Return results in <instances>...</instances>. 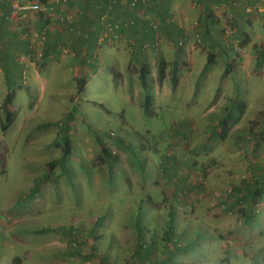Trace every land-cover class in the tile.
<instances>
[{
    "label": "rangeland",
    "instance_id": "374dc122",
    "mask_svg": "<svg viewBox=\"0 0 264 264\" xmlns=\"http://www.w3.org/2000/svg\"><path fill=\"white\" fill-rule=\"evenodd\" d=\"M50 15L14 20L27 38L32 21L46 20L32 27L40 34L30 56L17 57L22 69L0 61V264H264V194L253 201L249 193L264 182V42L249 53L261 64L240 74L247 106L230 110L238 80H208L201 62L172 91L159 29L157 46L144 51L116 37L102 46L119 51L123 78L110 59L96 68L93 54L48 48L65 25ZM240 42L237 56L245 55ZM200 43L197 60L209 55ZM184 44L172 41L171 52ZM144 65L148 111L136 75ZM9 89L17 118L2 132ZM64 135L71 153L63 162Z\"/></svg>",
    "mask_w": 264,
    "mask_h": 264
},
{
    "label": "crops",
    "instance_id": "0c3cea01",
    "mask_svg": "<svg viewBox=\"0 0 264 264\" xmlns=\"http://www.w3.org/2000/svg\"><path fill=\"white\" fill-rule=\"evenodd\" d=\"M101 1L103 0H70L67 3L68 7H64L66 4L56 5L55 10L57 11L51 14V19L49 20H56L62 23L60 20L61 18L71 17L73 19V23L71 24L73 30L69 29V31L78 29V34H80V31H88L91 33V36L86 38L84 35V37H82L81 35L75 34V32L72 34L68 33L67 35L65 30L69 28L70 25H68V22H63L62 24L67 26L62 25V29L57 28L58 30L55 31L56 35L52 37L53 42L52 40L49 42L48 48L53 49L54 47L58 48L68 45L70 47L73 46L80 56L87 55L88 58H90V54H93V58L98 56L99 58H94L96 59V63L92 60L88 62L89 65L94 62V67L96 68L100 64H105L104 58L110 59L107 65L111 66L114 75L123 77L128 72L129 68L128 65L123 66L120 64L122 60L118 57L119 51L115 49L114 45L112 47H108L107 45L106 48L110 50V53L112 52V55L108 56L109 50L102 46H104V44H110V42H99L100 38H102V28L99 22L100 9L94 8L93 4H99ZM193 1L194 0H148V5L146 7L139 6L135 9L125 6H121L120 9L118 6L114 9L112 17L120 21H133L136 24L121 28L119 31L115 32V37L122 39V41H131L133 45L137 43L136 50L140 48L144 51L148 49L149 46L154 47L158 37L155 36V32L151 29L149 21L152 17H157L160 20L158 29L161 38L158 42L162 43L163 47L166 49H169L170 56L166 58V70L168 71L171 66L173 67V69L170 70V81L173 71L176 70V77L178 78V85L176 88H179L182 84L181 78H192L194 69L198 68L197 62H201L202 66L198 70H201L200 75L205 76L206 74V79L208 80L215 79L218 76L216 75L217 73L219 75L228 73L227 77L234 79V81L238 80L239 86H237V92L239 93V97L234 100L231 99L230 110L234 109H231L232 106L236 107L237 105H239L238 110H240L241 105L247 106L246 101L244 102L241 98L242 95H246V93L244 91L241 92L239 88L242 86L241 78L244 77V79H247L250 77L253 74L252 64L255 63L257 66L260 62L258 58L254 59V56L251 57L249 53L257 42H264V0H198L197 3ZM9 11V0L0 4V61H2L1 64L5 65L4 68L6 71L11 70L12 66H15L16 69H22L20 62L18 63L17 57L19 56V60L21 57H24L21 55V52L30 56L34 47H37V38L34 40V36L36 34L39 36L40 31H38V33L37 31L33 32L35 28L33 29L32 27H37L38 29L45 25L44 22H46V20L37 22L32 21L30 23L31 32L28 33L31 36L27 38V36H24L26 32L23 31L22 26L17 27L13 24L14 20L7 18ZM53 16L54 19L52 18ZM96 17L98 20H96ZM227 29L231 30V36L226 34ZM89 38L91 40H89ZM186 39L188 40L187 42ZM172 41H177L178 44L180 42L185 43L183 46L184 50L180 47L182 51L178 50L171 52ZM196 41L201 42L199 45L203 47V50L209 51V55H206V59L204 56H199L198 60L196 59V52L198 53V50H200L197 46L196 48L194 47V42ZM240 41H242V43ZM237 42L241 43L240 47L243 48L242 52H244L245 55L237 56L234 53L233 47L237 46ZM147 52H142L140 54H145ZM10 54L14 56L9 57ZM232 61L234 66L230 65L231 67L228 68L227 64L232 63ZM155 62L156 59L152 61V65H154ZM29 64L33 65V63ZM80 69L81 67H79V69L77 68V70ZM0 70L2 71L1 66ZM186 70H189L188 74ZM118 72L122 73V76H120ZM25 73H27V69ZM138 74L137 72L136 75ZM240 74L244 76L242 75L241 77ZM7 75L9 76L10 72H8ZM197 77L198 76H196V79ZM8 80L7 89L13 86L14 83L13 79L11 80L10 77H8ZM176 88H172V91L175 92ZM205 91L210 92L209 89ZM7 93L8 91L5 92V95H7ZM171 93H164V98ZM233 95L237 96L236 92ZM239 98L241 100H239ZM176 100V103L179 102L182 106H190L189 100L187 99L178 101V98H176ZM165 101L166 98L164 99V102ZM211 106L212 105H209V107ZM181 198L183 199L184 197L181 196ZM187 198L188 196L184 199L187 200Z\"/></svg>",
    "mask_w": 264,
    "mask_h": 264
},
{
    "label": "built area",
    "instance_id": "2783aa9c",
    "mask_svg": "<svg viewBox=\"0 0 264 264\" xmlns=\"http://www.w3.org/2000/svg\"><path fill=\"white\" fill-rule=\"evenodd\" d=\"M7 0H0V4L5 3ZM70 0H9L10 11L8 13L7 18L12 20H21L26 16L33 13H44L51 14L56 5L67 4ZM198 0H194V3H197ZM119 4L120 6H125L129 8H136L139 6H147V0H108V5L106 7L105 12L102 14L100 18V24L102 26V38H100L99 42H111L112 38L116 36L115 32L120 30L123 27H130L135 24L133 21H120L116 20L112 17L114 13V5ZM51 16V15H50ZM49 16V17H50ZM61 22H68L69 24L73 23V19L71 17H63L60 19ZM149 25L151 29L156 32L159 28V23L156 20L150 19ZM226 34L231 36V30L227 29ZM35 38L38 37L36 34ZM133 44V43H132ZM157 46V42L155 43ZM237 47V46H236ZM264 52V46L262 47Z\"/></svg>",
    "mask_w": 264,
    "mask_h": 264
},
{
    "label": "trees",
    "instance_id": "16d2710c",
    "mask_svg": "<svg viewBox=\"0 0 264 264\" xmlns=\"http://www.w3.org/2000/svg\"><path fill=\"white\" fill-rule=\"evenodd\" d=\"M107 5H108V0H103L99 4H97V3H94L93 4V7L94 8L100 9L99 10L100 11L99 12V14H100V16H99V22H100V18L102 16V14L106 10ZM114 6H115V8H117L119 6L120 9H121V6L119 4L114 5ZM143 7H146V6H143ZM131 9H135V8H131ZM152 19L155 20L154 17H152ZM96 20H98L97 17H96ZM68 25H70L69 28H68V30L69 29L70 30L71 29L73 30L72 25L71 24H68ZM100 26H101V24H100ZM101 28H102V26H101ZM77 31H78V29L75 30V34L81 35L82 37L85 36L87 38V37H90L91 36V33H89L88 31H85L87 33L80 31V34H78ZM44 33H45V30H44ZM86 35H88V36H86ZM89 40H91V39L89 38ZM95 57L97 58V56H95ZM94 58L91 56V59H93V61H94ZM91 59H90V61H91ZM94 62L96 63V61H94ZM94 62L90 63L91 66L94 65ZM230 67L231 66L228 65V68H230ZM149 74H150V71L147 68V66H145V65L140 68L139 74H138V79H139V81L141 83V86H142V89H143V91L145 93V99H144L143 106L145 107V110H147V111H148L149 107L152 104V95L149 92V90H150L149 81H148ZM159 74H160L159 75V80L161 82H163V80L165 79L164 78L165 77L164 69H162ZM176 75H177V72H176V70H174L173 71V75H172V79H171V86H172V88H176V86L178 85V78L176 77ZM82 81H80V85H79V88H78L79 89V92H82L83 91ZM14 100H15V93L13 91H11V89H9L7 95L5 96V100H4L3 108H2L3 109V114H4V119L1 121V130H2V132H7L9 130V128H11L12 125L16 121L17 114L14 111ZM232 108H239V105H237L236 107L232 106ZM98 141H99V144L101 146L102 153H107L106 148H105V142L103 140H98ZM70 153H71L70 142L68 140V136L67 135H64V146H63V156H62L63 157L62 158V161L63 162L67 159V157L70 155ZM249 193H250V198L253 201H256L258 198H261L262 195L264 194V182H263V186H258L257 188H255L253 190H250ZM73 232H74V229L72 228L71 231H70V234L72 235ZM141 247H143V245H141Z\"/></svg>",
    "mask_w": 264,
    "mask_h": 264
}]
</instances>
